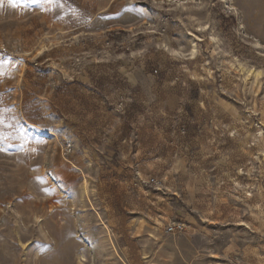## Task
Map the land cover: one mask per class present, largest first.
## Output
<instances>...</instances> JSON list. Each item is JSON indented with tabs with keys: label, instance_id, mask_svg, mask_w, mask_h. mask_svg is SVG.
Wrapping results in <instances>:
<instances>
[{
	"label": "rangeland",
	"instance_id": "obj_1",
	"mask_svg": "<svg viewBox=\"0 0 264 264\" xmlns=\"http://www.w3.org/2000/svg\"><path fill=\"white\" fill-rule=\"evenodd\" d=\"M0 63V264H264V0H0Z\"/></svg>",
	"mask_w": 264,
	"mask_h": 264
},
{
	"label": "snow or ice",
	"instance_id": "obj_2",
	"mask_svg": "<svg viewBox=\"0 0 264 264\" xmlns=\"http://www.w3.org/2000/svg\"><path fill=\"white\" fill-rule=\"evenodd\" d=\"M32 3H41V0H31ZM44 3H46L48 6L58 5V0H44ZM5 65L3 63H0V70L3 69ZM4 74L2 71H0V75ZM11 124L6 123L4 118V112L0 111V137H3L4 139H7L8 136L5 133V129L10 128Z\"/></svg>",
	"mask_w": 264,
	"mask_h": 264
},
{
	"label": "bare ground",
	"instance_id": "obj_3",
	"mask_svg": "<svg viewBox=\"0 0 264 264\" xmlns=\"http://www.w3.org/2000/svg\"><path fill=\"white\" fill-rule=\"evenodd\" d=\"M200 31H205V29H200ZM196 51H197V45L195 43V41H193V49H192V55L194 56L196 54ZM21 66L23 67L24 64L22 63ZM256 75H259V73H256ZM87 188V182H85V189ZM87 191V189H86ZM82 241V240H80ZM79 258V264H85L87 262V259L84 255H80L78 256Z\"/></svg>",
	"mask_w": 264,
	"mask_h": 264
},
{
	"label": "built area",
	"instance_id": "obj_4",
	"mask_svg": "<svg viewBox=\"0 0 264 264\" xmlns=\"http://www.w3.org/2000/svg\"><path fill=\"white\" fill-rule=\"evenodd\" d=\"M184 227H185L184 224H182L180 222L171 224L167 228V233L168 234H175L176 232L183 230Z\"/></svg>",
	"mask_w": 264,
	"mask_h": 264
}]
</instances>
